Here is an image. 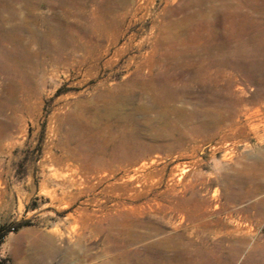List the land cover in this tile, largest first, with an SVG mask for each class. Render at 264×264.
Returning <instances> with one entry per match:
<instances>
[{
    "label": "rangeland",
    "instance_id": "obj_1",
    "mask_svg": "<svg viewBox=\"0 0 264 264\" xmlns=\"http://www.w3.org/2000/svg\"><path fill=\"white\" fill-rule=\"evenodd\" d=\"M263 176L264 0H0V264H264Z\"/></svg>",
    "mask_w": 264,
    "mask_h": 264
},
{
    "label": "bare ground",
    "instance_id": "obj_2",
    "mask_svg": "<svg viewBox=\"0 0 264 264\" xmlns=\"http://www.w3.org/2000/svg\"><path fill=\"white\" fill-rule=\"evenodd\" d=\"M141 162L140 167L137 165ZM98 169L96 174H90V179L98 184H104L107 179L115 180L114 185H110L107 190L114 189V211L116 218H131L134 216V174H141L148 165L147 159L141 157L134 161L127 151L112 152L109 156L98 157ZM149 168V167H148ZM153 170V169H152ZM151 170V171H152ZM154 171V170H153ZM184 171V170H183ZM260 173V172H259ZM138 174V175H139ZM177 174V173H176ZM174 176V175H173ZM261 176V175H260ZM142 177V175H139ZM264 177V176H263ZM161 178V177H160ZM163 178V177H162ZM170 178V177H169ZM257 178V177H255ZM160 180V179H159ZM170 181V180H169ZM262 181V180H261ZM120 182L123 184L119 185ZM136 182V181H135ZM163 182V181H162ZM176 182V181H174ZM178 182V181H177ZM252 182V181H251ZM143 183V182H142ZM168 183V182H167ZM263 183V182H262ZM149 184V183H148ZM256 184V182H255ZM148 186V185H147ZM172 186V185H171ZM189 186V185H188ZM150 187V185H149ZM167 187V186H166ZM159 188V187H158ZM177 188V187H176ZM263 188V187H262ZM143 189V187H142ZM166 190V189H165ZM145 191V190H143ZM172 190H170L171 192ZM166 192V191H165ZM169 192V193H170ZM145 193V192H144ZM153 194V193H152ZM111 195V194H110ZM167 198V197H166ZM184 198V197H182ZM170 199V198H169ZM168 199V200H169ZM180 199V198H179ZM198 199V198H197ZM156 200V199H155ZM182 201V200H181ZM147 203V202H146ZM159 203V202H158ZM177 203V202H176ZM180 203V202H179ZM185 204L187 202H184ZM96 204V203H95ZM142 204V203H141ZM161 204V203H160ZM170 204V203H169ZM164 205V204H163ZM171 205V204H170ZM212 205V204H211ZM142 206V205H141ZM213 206V205H212ZM143 207V206H142ZM150 207V206H149ZM157 207V206H156ZM159 207V205H158ZM207 207V206H206ZM146 208V207H145ZM211 208V207H210ZM151 209V208H150ZM194 210V209H193ZM207 210V209H206ZM102 216L111 215L110 211L102 210ZM183 212V211H182ZM210 213V212H209ZM182 214V213H181ZM189 214V213H188ZM180 215V214H179ZM191 215V214H190ZM189 216V215H188ZM190 217V216H189ZM181 219V217H180ZM186 220V219H185ZM187 221V220H186ZM192 223V222H191ZM238 228V227H237ZM216 240V239H215ZM197 243V242H196ZM199 244V243H198ZM247 244V243H246ZM49 245V244H48ZM45 248V247H44ZM55 249V247H53ZM127 248V247H126ZM130 249V248H129ZM184 249V247H183ZM40 252V251H39ZM119 253V252H118ZM160 253V252H158ZM48 255V254H47ZM82 255V254H81ZM175 256V255H174ZM83 257V256H82ZM121 257V256H120ZM46 259V258H45ZM87 262V261H86ZM188 262V261H187ZM103 264V263H102Z\"/></svg>",
    "mask_w": 264,
    "mask_h": 264
}]
</instances>
